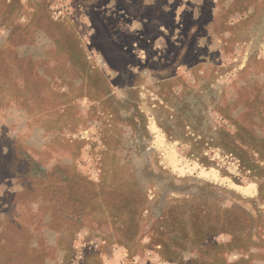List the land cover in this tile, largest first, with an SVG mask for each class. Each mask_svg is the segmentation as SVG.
Here are the masks:
<instances>
[{
	"label": "rangeland",
	"instance_id": "1",
	"mask_svg": "<svg viewBox=\"0 0 264 264\" xmlns=\"http://www.w3.org/2000/svg\"><path fill=\"white\" fill-rule=\"evenodd\" d=\"M0 264H264V0H0Z\"/></svg>",
	"mask_w": 264,
	"mask_h": 264
}]
</instances>
